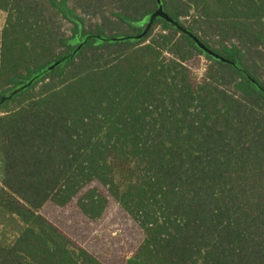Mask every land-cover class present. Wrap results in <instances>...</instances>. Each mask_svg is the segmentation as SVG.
<instances>
[{"label":"trees","instance_id":"trees-1","mask_svg":"<svg viewBox=\"0 0 264 264\" xmlns=\"http://www.w3.org/2000/svg\"><path fill=\"white\" fill-rule=\"evenodd\" d=\"M160 1L234 65L196 81L204 53L162 19L71 59L158 0H0V101L40 77L0 107V264H102L42 210L111 199L144 234L126 264H264V0Z\"/></svg>","mask_w":264,"mask_h":264},{"label":"rangeland","instance_id":"rangeland-1","mask_svg":"<svg viewBox=\"0 0 264 264\" xmlns=\"http://www.w3.org/2000/svg\"><path fill=\"white\" fill-rule=\"evenodd\" d=\"M6 18V13L0 11V30L4 28ZM68 29L69 26L65 25V31L68 32ZM188 66L196 81L200 82L209 61L204 55L192 60ZM1 101L0 106L4 104ZM42 214L102 264H126L144 240L137 224L112 199L105 215L96 222L87 219L75 202L66 208L47 204Z\"/></svg>","mask_w":264,"mask_h":264},{"label":"water","instance_id":"water-1","mask_svg":"<svg viewBox=\"0 0 264 264\" xmlns=\"http://www.w3.org/2000/svg\"><path fill=\"white\" fill-rule=\"evenodd\" d=\"M157 19H162L165 20L166 22L170 23L172 26H174L177 30H179L180 32L186 34L189 38H191L195 44L202 50V52L204 53L205 56H209L215 60H219L225 64H229V65H234V63H232L231 61L219 56L218 54H216L214 51H212L211 49H209L207 46H205L197 37H195L192 33H190L189 31H187V29L181 27L179 25V23L175 20H173L165 11L164 6L162 4V2L160 0H158V9L152 13L146 20H145V24L146 27L143 31L142 34L138 35V36H123V37H119V38H115V39H103L99 36H90L88 38H86V40L77 48V50L74 52V54L71 56V59H73L77 53L84 47V45L91 39V38H96L99 41H106V42H127V41H141L144 38L147 37V35L149 34L154 22ZM65 61V60H64ZM64 61H58L56 62L53 66H51L49 68V71L54 70L55 68H57L58 66L62 65L64 63ZM40 77H37L35 79H33L29 84H27L26 86L18 89L17 91H15L13 94H11L9 97L3 99L1 102H8L10 101L15 95H17L19 92L25 90L26 88L30 87L33 83H35ZM253 80V79H251ZM254 82V81H253Z\"/></svg>","mask_w":264,"mask_h":264},{"label":"flooded vegetation","instance_id":"flooded-vegetation-1","mask_svg":"<svg viewBox=\"0 0 264 264\" xmlns=\"http://www.w3.org/2000/svg\"><path fill=\"white\" fill-rule=\"evenodd\" d=\"M1 107V106H0Z\"/></svg>","mask_w":264,"mask_h":264}]
</instances>
